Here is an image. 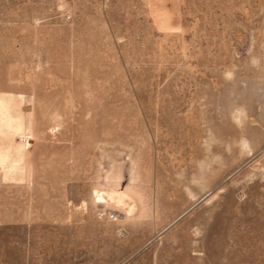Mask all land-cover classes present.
I'll list each match as a JSON object with an SVG mask.
<instances>
[{
  "label": "rangeland",
  "instance_id": "obj_1",
  "mask_svg": "<svg viewBox=\"0 0 264 264\" xmlns=\"http://www.w3.org/2000/svg\"><path fill=\"white\" fill-rule=\"evenodd\" d=\"M0 264H264V0H0Z\"/></svg>",
  "mask_w": 264,
  "mask_h": 264
}]
</instances>
